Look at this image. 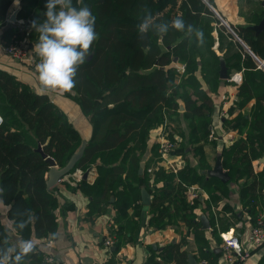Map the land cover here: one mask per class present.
I'll list each match as a JSON object with an SVG mask.
<instances>
[{"label":"trees","instance_id":"1","mask_svg":"<svg viewBox=\"0 0 264 264\" xmlns=\"http://www.w3.org/2000/svg\"><path fill=\"white\" fill-rule=\"evenodd\" d=\"M43 1L44 4L39 6L42 15L32 21L44 19L47 0ZM13 2L0 0V27L7 22L8 9ZM208 4L215 6L214 0H82V4L73 0L74 6L86 5L92 11L98 39L91 47V55L77 71L76 87L66 93L86 115L93 117L94 124L83 156L68 174L78 169L87 173L91 167L98 172L93 183L82 176L75 189L91 198L90 214L101 215L112 206L116 208L112 230L117 238L116 252L136 240L141 226L140 198L144 184L152 193L149 228L162 230L181 224L187 234L194 231L201 252L208 250L210 245L195 213V207L202 203L200 196L194 203L186 196L193 187L199 185L210 193L206 213H210L215 226L212 233L228 229L229 217H226L228 220L222 217L221 230L215 225L211 202L218 203L223 196L228 198L231 182L240 185V200L252 224L264 213V169L254 165L264 157V66L260 67L264 60V31L257 35L249 26L241 25H231L229 30L215 20ZM149 11L156 22H171L177 16L182 17L186 28L187 24H192L203 31V45L197 46L194 31L182 33L170 28L163 37L151 31L147 35L140 34L137 26ZM260 19L261 16L252 14L249 21L258 23ZM216 27L232 41L224 52L229 75L244 70L236 109L256 100L252 116L236 111L225 121L226 128L236 129L239 134L223 151V166L231 176L229 182L205 174L211 167L205 147L213 148L217 141L208 140L212 123L208 110L213 100L198 71L202 69L205 76L212 74L210 79L217 87L222 81L218 66L213 68L219 61L212 49ZM14 34V40L26 38L33 44L38 39L31 23L25 32ZM174 58L185 65L184 73L178 71V65L168 67ZM199 58L211 66V72L198 64ZM180 100L185 103V110H181ZM96 110H99L97 115ZM0 113L3 116L0 125V188L3 189L0 202L7 206L8 218L20 236H51L58 228L57 209L60 206L67 208L68 203L61 204L57 184L48 188L50 163L38 147L41 146L59 167H63L81 147L83 138L48 93H39L2 68ZM171 123L177 126L173 127ZM161 126L164 128L161 134L166 133L176 144L174 154L186 158L177 171L166 168L157 139L150 143L152 130ZM188 146L197 162L189 157ZM147 150L151 152V158L140 173ZM94 163L97 165L93 166ZM151 179L156 183L163 180L167 185L154 190L149 186ZM112 196L115 201H111ZM225 203L224 209L231 211L236 225L239 214ZM182 245L183 241H180L166 247L175 264L188 262V251L182 249ZM9 247H12L10 233L0 214V248ZM43 258V252L36 250L23 264H43ZM108 264L115 263L110 259Z\"/></svg>","mask_w":264,"mask_h":264},{"label":"crops","instance_id":"2","mask_svg":"<svg viewBox=\"0 0 264 264\" xmlns=\"http://www.w3.org/2000/svg\"><path fill=\"white\" fill-rule=\"evenodd\" d=\"M261 1L262 0H214L215 6H213L219 10L220 13H218L221 15L223 20H225L227 23H230V26H250L256 24L254 22L249 21L252 14L255 17L261 16V19L264 15V9L261 5ZM40 4L43 5L44 1L19 0L18 6L15 5V3L13 2L10 8L8 9L7 22L5 23V25L0 27V68L15 74L19 79H21L25 83L30 84L36 90L38 89L33 86V82L24 78V75L26 73L31 72V78L38 82V74L36 73L35 68H32L26 63L11 56L6 51V47L16 41L14 40V38H16L14 33H16L17 31L25 32L28 27H30L32 19H36V17H40L42 15L43 10L39 8ZM26 5H28V7H26ZM14 13L16 14L14 15ZM220 24L224 25L225 23H222L221 21ZM215 32L216 31L214 30V37ZM25 39L26 38L21 40ZM26 41L29 42L30 48L32 49L34 47V44L31 43L32 41L30 42L29 39H26ZM219 46H221V42H219ZM219 46H215V43L212 46V49L216 52L217 56H219L218 63L213 66L214 69L218 66L217 68L219 78L222 80L218 87L210 79L211 77H213L212 74L208 73V76H205L202 74V69L198 71V76L202 80L204 88H206L207 93L212 96L213 100V105L211 109L208 110L212 118V123L211 125H209L210 134L208 140L215 139V141L217 142L216 146L213 148L210 147V145L205 147V150L207 151L206 158L209 164L211 165L209 169L214 167L217 160V156L220 154L222 155L223 164L224 148L228 145H231L233 141L237 137H239V134L236 129L226 128V119L232 117V114L236 111H239V113L243 112L250 117L252 116V106L256 104V100L254 99L242 108L236 109L239 105L238 87L242 84L244 78V70L234 72L230 74L227 79H223L220 76L221 58H223L225 62L226 59L223 53L221 52V48ZM12 58L14 62L11 61ZM18 62H21L24 66H26L28 68V71L25 72L24 69L18 68L16 66ZM174 62L178 63L177 58H175ZM198 64L202 68H207L206 72H211V69L209 68L211 66H207L206 62H202L201 58H199ZM179 71L181 73L185 72V70ZM235 73H239L241 75V81H236L232 79V75ZM37 87L39 88V82L37 84ZM48 94L51 96L52 100L63 111L66 112L71 123L80 132L83 140H86L87 142L93 134V117L90 115H86L79 106V104L73 98H71V96H67L66 93ZM180 105L181 110H185V103L181 100ZM98 113L99 110H96L95 115H97ZM171 124L173 125V127L177 126L176 123ZM153 131L155 130H152V132ZM162 131L163 129H161L160 133L156 137L152 136L151 132L152 140L150 141V143H153L154 139H157V137L161 134ZM212 133H214V137H211ZM186 150L189 153V157L196 161V159L192 156L193 152L191 150V146H188ZM150 158L151 152L147 150V152L143 156L142 161L145 163V168ZM185 159L186 158L183 156L175 155L172 162H174V164L176 165H180L181 162L185 164ZM258 164H264V157L260 158V161L254 162L255 167ZM96 165L97 163L93 164V166ZM256 168L260 169V167ZM208 170L205 171L207 177H214L207 173ZM224 170L228 171L226 168H224ZM82 176L88 177L89 182L93 183L96 177L98 176V172L95 171L94 167L89 168L87 173L83 169H78L73 174H67L56 185L58 187V195L61 204L65 205L66 203H68V205L65 209H63L62 206L57 209L58 228L55 234L51 236L49 235L45 238H36L35 235H32L31 238H25L20 236L14 229L13 221L8 218L7 206L0 202V214L4 218V222L6 223L8 232L10 233V242L12 244V247L15 246L16 241L18 240H31L36 245V250L43 252V264H45V257L49 254L55 255L59 264H108V261H110V259L113 260L115 264L161 263L158 261H163L165 262V264H175L171 261L170 255L167 252L166 247L170 244H177L180 241H183L182 249L188 251L187 264H189L190 254H192L196 260L194 264H227L223 260V233L226 234L225 236H229L233 233L235 229V231L240 237L243 246L248 248L251 246V217L240 200V185L238 183L231 182L229 184L228 198L226 196H223L222 200H219L218 203L214 201L211 202L213 213L212 215L213 217H215L214 219L216 220L215 225H217L220 230L222 229V223H224V221L221 220L222 217L226 220H228L226 217L230 218V221L228 220L227 225L228 229L226 231H220L219 233H212V230L215 226H213L214 224H212L213 221L210 213H206V211L209 210L207 202L209 199H211L210 193L199 185L193 187L194 190H190L186 193V196L188 197L191 203H194L195 198L199 196V199H201L202 202L200 205L195 207V213L198 215V219L200 220L201 229L206 231V237L208 238V244L210 245L209 249L205 252H201L194 231L192 232L191 230L187 234V231L181 224L178 225L180 230L179 228L177 229L178 226L176 225H170L162 230H152V228H149V220L151 217V203L148 205L143 203L142 187H146L149 192L150 190L144 184L141 186L140 198L142 210L139 217V222L141 226L137 232L136 240L134 243H127L125 246L121 247L118 252H116L117 248L114 245L116 235L112 231L113 226L115 224L114 215L116 213V208L112 206L110 207L109 211L101 215H98V213L90 214L91 198L80 190L75 189V186L77 185L79 179ZM230 180H228L227 182H229ZM166 185L167 182H164L163 180L156 183L151 179V182L149 183V186H151L154 190L165 187ZM193 192L196 193V197H193ZM150 195L152 202L151 192ZM115 199V196H112L111 201H115ZM225 202H227L232 207V209L238 212L239 214V219L236 225L234 224V219L231 215V211L224 209V206L226 204ZM202 215L206 216L209 220V228L205 229L203 227ZM108 237L114 240V243L109 247L106 245V239ZM138 250L141 252L139 258H137ZM263 259L264 245L251 249V254L247 259H245L244 261L235 262L233 264H261ZM26 264L32 263L29 262Z\"/></svg>","mask_w":264,"mask_h":264},{"label":"clouds","instance_id":"3","mask_svg":"<svg viewBox=\"0 0 264 264\" xmlns=\"http://www.w3.org/2000/svg\"><path fill=\"white\" fill-rule=\"evenodd\" d=\"M14 3L18 6L19 0ZM77 3L82 4V0ZM45 8L42 22H31L38 34L33 51L39 57L35 67L39 90L41 94L69 93L76 87L79 67L91 55V47L98 39L96 18L88 6H74L73 0H47ZM170 28L182 33L194 31L197 46L204 43L203 31L192 24H187L186 28L180 16L171 22H156L149 11L137 26L140 34L147 35L151 31L159 37L167 35ZM35 251L36 245L31 240H18L14 247L0 248V264H23Z\"/></svg>","mask_w":264,"mask_h":264},{"label":"built area","instance_id":"4","mask_svg":"<svg viewBox=\"0 0 264 264\" xmlns=\"http://www.w3.org/2000/svg\"><path fill=\"white\" fill-rule=\"evenodd\" d=\"M6 51L13 57L18 60L26 63L32 68L36 67V64L39 62V57L35 55L33 48H30L29 42L25 40H16L12 44L6 47ZM261 66H264V60L260 63ZM179 70L184 71L185 66L182 65ZM233 80L241 81L242 77L239 73L232 76ZM3 122V116L0 114V125ZM211 137H214V133L211 134ZM157 142L159 144V151L161 158L164 161V164L167 169L177 171L179 166L184 164L176 165L172 162L175 157L174 151L176 148V144L170 138H168L166 133H162L157 137ZM152 168H149L151 171ZM193 197H196V193ZM241 225V224H239ZM251 246L244 247L239 235L237 232L233 231V233L229 236L223 235L224 240V255L223 260L227 264H233L235 262L244 261L251 254V249L257 248L259 246L264 245V213L259 214L256 223L251 225ZM114 243V240L110 237L106 239V245L109 247ZM45 264H59L57 258L53 254H49L45 257Z\"/></svg>","mask_w":264,"mask_h":264},{"label":"water","instance_id":"5","mask_svg":"<svg viewBox=\"0 0 264 264\" xmlns=\"http://www.w3.org/2000/svg\"><path fill=\"white\" fill-rule=\"evenodd\" d=\"M210 9L222 20V23H225L221 15L216 11L213 5L208 4ZM261 5L264 9V0L261 1ZM16 13H14L15 15ZM14 18V17H12ZM253 30L256 31V34L259 35L262 31H264V15L259 23L253 24L249 26ZM220 76L223 79H227L229 77L228 67L226 65V62L223 58H221V70H220ZM161 129L155 130L152 132V136L156 137L160 133ZM86 140H83L81 147L78 149L77 152H75L69 159L68 163L63 166L59 167L57 165V162L55 159L51 156H48L42 149L41 146L38 147V151L42 153L44 158H46V161L50 163V170L48 172V178H47V185L48 188L54 187L58 182L63 179L70 171L73 169V167L77 164V162L81 159V157L84 154L85 148H86ZM145 168V163L142 162L140 166V173H143ZM207 173L211 176L218 177L222 181L227 182L230 180V175L228 171L224 170L223 164H222V155L217 156L216 163L213 168L209 169ZM86 175V174H85ZM142 201L144 204H150L151 203V195L150 192L146 189V187H142ZM202 221H203V227L209 228L210 223L206 216L202 215ZM196 262L194 256L190 254L189 256V264H194Z\"/></svg>","mask_w":264,"mask_h":264},{"label":"rangeland","instance_id":"6","mask_svg":"<svg viewBox=\"0 0 264 264\" xmlns=\"http://www.w3.org/2000/svg\"><path fill=\"white\" fill-rule=\"evenodd\" d=\"M215 8V7H214ZM216 9V11L217 12H219V10L217 9V8H215ZM220 13V12H219ZM214 17H215V20L216 21H218V23H220L222 20L221 19H219L218 17H217V15H214ZM225 21V20H224ZM216 24H217V22H216ZM229 30H231V26H230V23H227L226 21H225V24H224ZM219 25L217 24V27H218ZM215 28V39H216V42H215V46H219V42H221V46H219L220 48H221V52L223 53V55H224V52H225V50H227V49H229V45H230V43L232 44V41L230 40L231 38H228L226 35H224V32H222V31H220L218 28ZM243 44L245 45V43L243 42ZM231 47V46H230ZM233 47V50L235 51H237V49H236V47L235 46H232ZM221 53V54H222ZM174 60H175V58H174ZM174 60L168 65V67H173L174 68V66H176V65H179L178 66V71H179V68L183 65V64H178L177 62H174ZM11 61L12 62H14V60H13V58L11 59ZM16 66L18 67V68H20V69H24V71L25 72H27L28 71V68L26 67V66H24L21 62H18L17 64H16ZM31 72H29V73H26L25 75H24V78H26V79H28V80H30V81H32L33 82V86L34 87H36L38 90V92L40 93V90H39V88L37 87V84H38V82L37 81H35L33 78H31ZM235 74H237V73H235ZM235 74H233L232 76H234ZM176 81H178V82H180V80H176ZM158 129H164L163 128V126H161V127H159V128H154L153 130H158ZM155 141V140H154ZM256 167H260V169L262 170V169H264V165H256ZM144 172V171H143ZM140 254H141V252L138 250L137 251V258H139L140 257Z\"/></svg>","mask_w":264,"mask_h":264}]
</instances>
